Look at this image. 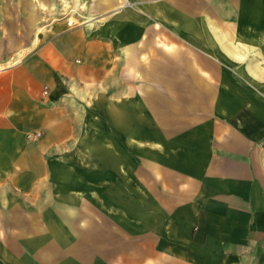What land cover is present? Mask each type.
<instances>
[{
  "label": "crops",
  "instance_id": "crops-1",
  "mask_svg": "<svg viewBox=\"0 0 264 264\" xmlns=\"http://www.w3.org/2000/svg\"><path fill=\"white\" fill-rule=\"evenodd\" d=\"M32 2L0 0V264H264V0Z\"/></svg>",
  "mask_w": 264,
  "mask_h": 264
},
{
  "label": "rangeland",
  "instance_id": "rangeland-1",
  "mask_svg": "<svg viewBox=\"0 0 264 264\" xmlns=\"http://www.w3.org/2000/svg\"><path fill=\"white\" fill-rule=\"evenodd\" d=\"M33 2H34V0H32ZM32 2V4H34L35 2V5H38V0H35V2L33 3ZM40 3V5H42V2H39ZM55 3H56V1H55ZM58 5H60V2L58 1ZM58 5L56 6V8L58 7ZM63 5H65V3L63 4ZM63 5L61 4L60 6L64 9H66L67 8V10L66 11H70L71 9H70V6L68 5V3H67V5L66 6H64L63 7ZM64 9V10H65ZM36 10V9H35ZM57 10V9H56ZM74 12H71L70 14L69 13H67L70 17H72ZM69 19H71V20H73V23L75 22V19H73V18H69ZM15 61V59H13V58H8V59H5L4 58V62L3 63H0V67H4V66H8V65H11L13 62ZM29 136V135H28ZM32 136H33V138L34 139H37V138H39L40 136H41V133L40 132H33V134H32Z\"/></svg>",
  "mask_w": 264,
  "mask_h": 264
},
{
  "label": "bare ground",
  "instance_id": "bare-ground-1",
  "mask_svg": "<svg viewBox=\"0 0 264 264\" xmlns=\"http://www.w3.org/2000/svg\"><path fill=\"white\" fill-rule=\"evenodd\" d=\"M70 23H72V21H70Z\"/></svg>",
  "mask_w": 264,
  "mask_h": 264
}]
</instances>
